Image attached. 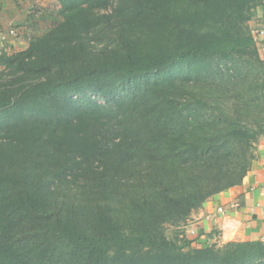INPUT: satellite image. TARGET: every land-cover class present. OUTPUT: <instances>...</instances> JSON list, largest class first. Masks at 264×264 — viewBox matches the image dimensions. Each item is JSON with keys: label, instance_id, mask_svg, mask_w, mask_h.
I'll list each match as a JSON object with an SVG mask.
<instances>
[{"label": "trees", "instance_id": "1", "mask_svg": "<svg viewBox=\"0 0 264 264\" xmlns=\"http://www.w3.org/2000/svg\"><path fill=\"white\" fill-rule=\"evenodd\" d=\"M56 1L0 49V264H264L181 227L256 159L264 0Z\"/></svg>", "mask_w": 264, "mask_h": 264}, {"label": "crops", "instance_id": "2", "mask_svg": "<svg viewBox=\"0 0 264 264\" xmlns=\"http://www.w3.org/2000/svg\"><path fill=\"white\" fill-rule=\"evenodd\" d=\"M45 3L46 0H0V17L15 20L25 16L24 12L34 4ZM57 17L54 19L58 20ZM249 27L264 60V4L255 8ZM219 207L225 209L224 213L217 211ZM190 223L194 226L190 231L187 228V235L197 247L231 240H264V135L257 143L256 159L243 181L209 198L193 212Z\"/></svg>", "mask_w": 264, "mask_h": 264}, {"label": "rangeland", "instance_id": "3", "mask_svg": "<svg viewBox=\"0 0 264 264\" xmlns=\"http://www.w3.org/2000/svg\"><path fill=\"white\" fill-rule=\"evenodd\" d=\"M56 0H46L45 5L34 4L28 9L27 13L24 12L25 16L17 18L15 20H10L7 16L0 17V49L4 48L9 52H13L22 48H25L28 45L29 39L34 33H42L44 29L49 28L57 19H54L57 15L52 12H46L45 14L41 11L37 13L35 23L33 19H30V14L35 11V8L41 7V9H45L49 6L51 8L56 6ZM39 6V7H38ZM50 13V14H49ZM9 14V13H7ZM23 14V15H24ZM40 14L42 16H40ZM55 14V15H54ZM48 15V16H46ZM58 18V17H57ZM14 30V32H13ZM191 218V217H190ZM189 218V220H190ZM189 220L186 224H183L181 227L184 230L185 235H187V228L189 231L193 228L194 223L189 224ZM174 228L171 226L167 227V231L170 235L173 234ZM189 238V237H188ZM208 246L217 243H206ZM220 243L218 245H221Z\"/></svg>", "mask_w": 264, "mask_h": 264}, {"label": "built area", "instance_id": "4", "mask_svg": "<svg viewBox=\"0 0 264 264\" xmlns=\"http://www.w3.org/2000/svg\"><path fill=\"white\" fill-rule=\"evenodd\" d=\"M13 32H14V30H13ZM261 33H263V31H261ZM217 211H218L219 213H224L225 209H224L223 207H219V208L217 209ZM192 231H194V230H192Z\"/></svg>", "mask_w": 264, "mask_h": 264}]
</instances>
